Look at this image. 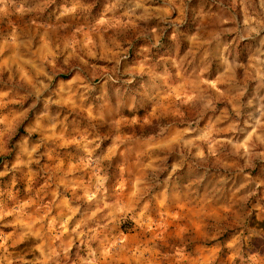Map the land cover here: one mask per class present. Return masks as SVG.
Returning <instances> with one entry per match:
<instances>
[{
  "label": "clouds",
  "instance_id": "9594fccd",
  "mask_svg": "<svg viewBox=\"0 0 264 264\" xmlns=\"http://www.w3.org/2000/svg\"><path fill=\"white\" fill-rule=\"evenodd\" d=\"M0 264H264V0H0Z\"/></svg>",
  "mask_w": 264,
  "mask_h": 264
}]
</instances>
